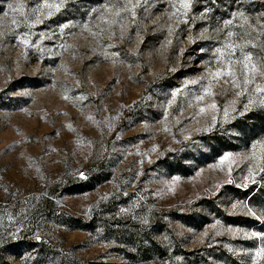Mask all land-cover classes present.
<instances>
[{"label": "rangeland", "instance_id": "374dc122", "mask_svg": "<svg viewBox=\"0 0 264 264\" xmlns=\"http://www.w3.org/2000/svg\"><path fill=\"white\" fill-rule=\"evenodd\" d=\"M9 2L0 0V264H252L264 246L251 236L264 233V147H252L264 140L261 94L243 115L247 94L223 79L194 96L216 48L244 31L259 35L245 51L264 63V0H191L187 10L178 0H48L62 6L40 9L36 23L44 0H21L15 25ZM126 5L134 19L112 15ZM241 11L247 22L232 15ZM226 105L234 118L224 121ZM224 152L233 155L218 162Z\"/></svg>", "mask_w": 264, "mask_h": 264}, {"label": "snow or ice", "instance_id": "6c2138e0", "mask_svg": "<svg viewBox=\"0 0 264 264\" xmlns=\"http://www.w3.org/2000/svg\"><path fill=\"white\" fill-rule=\"evenodd\" d=\"M129 4H132V0H128ZM180 7L183 8L184 10L189 9L190 5H191V0H178ZM140 0H136L135 4H132V9H134L137 5H139ZM61 5H54L52 3H49L48 0H44V3L41 5H38L37 8L34 10L35 11V15H36V20L33 21V23L39 22L40 21V9L42 8H46L48 9L47 15L51 16L52 15V9L55 8L56 11H59ZM24 4L21 2V0H15V2H9L6 6L5 11H3V15L5 17H7L9 15V11L12 14V19H11V24L15 25L17 24V20L15 18L16 14H20L21 16H25V12H24ZM132 9H129L127 7V5L125 6L124 9H120L117 8L112 15L114 17H119L120 12L121 11H131L132 17L133 19L135 18V11H132ZM93 11H95V9H93ZM105 12H108L109 9L107 7L104 8ZM234 17L235 16H239L241 17V19L245 22H247L248 17L244 14L243 11L236 13L234 12L232 14ZM264 15V14H261ZM108 24H112V23H116V20H107L105 21ZM224 25L227 27L228 25L232 24V20H225ZM257 23L259 24V32L264 33V24H260L259 21H257ZM68 25L66 24H61L60 28L63 29L65 27H67ZM241 27H243V25H241ZM248 28L252 29L253 31H257V28L255 26H253L252 24H248ZM169 31H171V28L169 29ZM5 33L3 31H0V36H3ZM43 35V34H41ZM234 35H238L232 31H228L227 32V36L228 37H233ZM246 36H250V33L247 31H244L241 34V38L232 42H225V44L222 47H217L215 52L218 53L219 55L216 56V63L217 66L216 67H208L206 69L207 71V76L206 77H202V79H207L208 83L206 85H202V91L201 94L199 95H195L194 99L197 102L203 101L205 98V95L211 96L213 95V93L210 91L212 85H213V81H220L221 79H223L224 83H231V87L233 89H236L235 92V96L241 97L245 94H247L248 96V100L247 103L244 104L243 106V110L239 112L240 115H243L245 111L249 110V105H252L254 103V99H253V94L254 93H259L261 94L260 96V105L264 106V82H257V78L259 77V79L261 81H264V63L259 62V61H254L253 60V56L252 53L250 51H245V49L251 45V47L255 48L257 47V41L260 39L259 35L255 38H251V39H243V37ZM17 39H19V37H17ZM22 43H24L25 45L28 44V40L24 39L22 41ZM37 43H39V41H37ZM261 44H264V41H260ZM239 50V56L236 57L235 53L236 50ZM117 53L113 52L112 56H116ZM186 83H191V84H195L197 83L196 80H190L187 81ZM179 90H174L171 95L173 97V99L176 97L177 92ZM27 94V93H26ZM67 98V97H65ZM169 104L172 103V100L168 101ZM236 103V101H232V104L234 105ZM206 108L211 110L213 114H211L210 119H211V125H214L217 122V115H215V111L217 108V105L215 103V101H213L210 104L206 105ZM205 107H200L199 109V113H203L206 110ZM229 107L226 105L224 107L223 110V119L224 121H227L231 118L234 117H230L229 116ZM232 112H236L237 109L235 107L231 108ZM198 113V114H199ZM167 130V129H165ZM199 130V129H197ZM207 130V129H205ZM187 138V137H185ZM261 144L262 147H264V140H257V141H253L252 147L255 148L256 144ZM155 148V146H154ZM233 154L230 152H224L222 155H220L218 157V162H224L226 160H228V158L230 156H232ZM255 158V157H253ZM210 167H214V165H210ZM229 171H230V164H229ZM252 168H249V173H252ZM261 171H264V168H261ZM81 178H85V173L80 172L79 173ZM178 177H173V180H177ZM245 183L243 185H241L242 187H247L249 182H254L252 180L251 175L246 176L244 178ZM225 183H232V180L229 178L225 181ZM217 189L220 188V185L217 184L215 186ZM169 190H171V188H169ZM237 203H233L232 204V208L236 209L237 208ZM247 212L249 215H253L256 216V212L253 211L252 208H247ZM258 219H264V213H261L260 216H257ZM142 223H147L146 220L142 221ZM217 224H219L220 222L217 221ZM229 232L233 231V229L229 228L228 229ZM251 236L253 237H258L259 239H261L262 241H264V233H256L253 232L251 233ZM12 239H16V236L13 235ZM35 239L39 240L40 237L37 235L35 237ZM166 239V237H165ZM260 257L262 260H264V246L262 247H258L255 249V255L252 257V264H257L256 262V258Z\"/></svg>", "mask_w": 264, "mask_h": 264}]
</instances>
